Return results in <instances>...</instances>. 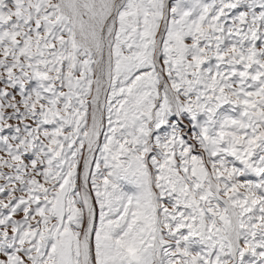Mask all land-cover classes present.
Returning <instances> with one entry per match:
<instances>
[{
    "label": "snow or ice",
    "instance_id": "obj_1",
    "mask_svg": "<svg viewBox=\"0 0 264 264\" xmlns=\"http://www.w3.org/2000/svg\"><path fill=\"white\" fill-rule=\"evenodd\" d=\"M0 264H264V0H0Z\"/></svg>",
    "mask_w": 264,
    "mask_h": 264
}]
</instances>
